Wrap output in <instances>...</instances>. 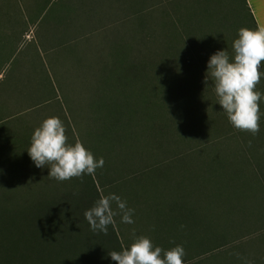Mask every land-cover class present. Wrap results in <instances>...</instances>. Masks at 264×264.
<instances>
[{
	"label": "trees",
	"instance_id": "1",
	"mask_svg": "<svg viewBox=\"0 0 264 264\" xmlns=\"http://www.w3.org/2000/svg\"><path fill=\"white\" fill-rule=\"evenodd\" d=\"M213 1L39 0V20L33 22L41 27L33 59L39 63V69L35 68L39 100L13 112L5 97L15 107L22 97L30 102L18 88L20 83L14 82L23 52L15 36L0 45V72L7 67L0 79V264H115L108 253L120 252L134 242L125 235L131 231L130 224L117 215L104 235L93 232L84 216L101 195L109 194L121 196L134 210L132 219L142 224L144 237L152 235L157 242L162 237L160 247L165 251L182 246L184 264H219L210 259L229 250L243 260L241 264H264V182L259 178L264 174L257 173L260 166L249 164L242 145V140L246 147L259 145L260 133L233 135L234 128L217 104L211 78L204 83L210 57L227 50L231 58L239 29L246 28L247 21L254 30L258 28L246 0H242L246 13L237 0L240 27L233 19L231 32H226L228 19L220 29L218 24L213 26L218 15H212ZM138 30L141 38L135 39L133 33ZM138 40L145 46L153 43L165 67L162 77L170 87L172 111L178 116L167 118L156 112L150 106L156 102L145 97L148 92L133 88L134 114L103 121V110L110 112L103 93L117 71L110 69L118 57L122 62L127 59L132 68L130 56ZM121 48L126 51L119 54ZM33 75L27 73L26 83H31ZM75 102L78 112L73 109ZM37 109L39 114L33 113ZM88 116L97 128L106 126L103 132L119 126L121 136L129 138V148L131 138L143 137L150 125H163L167 119L183 123L186 145L182 138H173L169 153L152 160H143L146 155L139 153L126 159L133 165L114 175L103 166L94 176L64 182L47 178L49 169L37 168L27 153L35 129L47 118L63 121L70 144L79 141L97 160L104 159L103 132L97 131L99 148L82 128ZM122 151H126L124 143ZM197 152L198 160L183 166L190 183L176 191L153 193L146 201L149 211H139L140 202L129 201L132 181L137 183L161 164H173ZM118 187L130 191L116 192ZM112 207L115 210V203Z\"/></svg>",
	"mask_w": 264,
	"mask_h": 264
},
{
	"label": "rangeland",
	"instance_id": "2",
	"mask_svg": "<svg viewBox=\"0 0 264 264\" xmlns=\"http://www.w3.org/2000/svg\"><path fill=\"white\" fill-rule=\"evenodd\" d=\"M239 4L241 5L240 7L242 11H245L242 0H239ZM236 7L238 8L237 0L213 1L211 6L213 17L216 12H218V21L215 18L213 21V26L218 24V28L220 29L222 28L223 23L224 26L229 24L226 32H231L232 24H230V22L232 23L234 21L236 22V27H240L242 20L236 16ZM39 12V0H0V45H3L4 43L7 44L14 36L16 37L18 42L17 48L22 49L23 55L21 56L20 62L16 65V69L14 70L16 74L14 82L20 83L18 84V88L22 89V92L24 93L23 96L26 95L27 100H30V102H28L26 99H24V97H22V102L18 103L20 105L22 103V107L20 105L15 107L14 103V105H12L10 98L5 97L4 100H9V103L6 106L11 112L16 111L17 109L20 110L29 108L27 106H31L33 102L39 100V71L37 70L39 69V63L38 60H33L35 49H37L36 46H39V31L41 29L39 24H33V22L35 20H39ZM226 19H228V22L225 24ZM247 23L248 25H246V28L254 30L252 23L250 21H247ZM138 32L139 34H137ZM133 35L135 39L141 38V33L139 30L134 31ZM235 39H237L236 35L234 40ZM141 43L142 41L138 40L132 48L133 56H130V60H133L132 68L127 66L125 62L127 59L122 62L120 60L121 58L119 59L118 57L116 60L117 64L112 66L110 69H117V76L114 75V77H110V84L106 87V92H104L105 94L103 93L104 98L106 99L104 103H107L110 107L109 113L108 110H103V121H105V119L115 120L119 116L125 117V115L131 116L134 114L132 109L137 102L136 98H132L130 96V94H133L131 92V89L133 88L135 91L141 89V91L146 90L148 92V95L146 93L145 97L147 96V99H151L149 102H156L150 104L151 108L153 107L156 112H162L167 118H176L178 116L176 111H172L169 90L170 87L167 81H165L162 77V72L164 71L165 67L159 62V55L157 54L153 43L151 42L147 46H145V44L142 45ZM125 51V48H121L119 50V54H122ZM231 54H233V50H231ZM36 67L37 69H35ZM6 68L7 67L4 68V71ZM4 71L0 72V79L3 78ZM27 73L35 74V76L33 75V78L30 80V84L26 83L28 81V77L26 76ZM25 85L27 87H25ZM25 88L29 89L26 90ZM256 90L264 94V77L261 78ZM1 96H3V94L0 95V97ZM73 106V109L76 108L77 110V102H75V105ZM4 113H6V111ZM33 113L39 114V109L35 110ZM260 113V137L257 141L259 145L255 144L254 148L248 146L246 147L245 142L242 140L243 151L249 160V164H253V167L256 169L258 166L261 167V170H259V168L257 169V173L259 175L262 172V174H264V98H262L260 101ZM78 118L79 117H76V119ZM85 121L86 123L84 126H82L83 130H85L88 135H91L92 140L99 146V143L96 139L97 131L100 132L101 130L103 132V130L106 129V126L102 125L100 128H97L93 125L94 122L90 116H88ZM163 122H165L163 125L160 124V122L154 124L153 126L150 125L149 131L144 132L143 137L131 138L133 141L132 148L127 147L129 138H124L121 136V130L119 126H114L110 132L104 131L103 147L100 148L99 146V148L100 152H102L101 154L104 155V167L109 171L110 175H114L118 169L125 171L127 168L133 165H130L126 159L133 156H139V153L146 155L143 160L156 159L161 155V153H169L171 140L173 138H182L183 144L186 145V128L184 124H180L176 121H170L168 119L167 121L164 120ZM238 132L239 131L234 129L233 135H238ZM108 138L110 139V144L112 142V145H106ZM141 139L143 140L139 142ZM123 143L126 146V151H122ZM110 146L114 149V152H110ZM117 153H120V157L118 156L119 158H115ZM143 160L141 158H137L136 161L143 163ZM196 160H198V152L193 156H183L182 159L176 160L173 164H161L159 168L145 173L139 177L137 183L136 181H132L133 187L131 189V195H129V201H139L140 203L137 207L139 211H149V209L152 210L150 208L151 206L149 207L146 201L149 200L150 197H153V193L156 192L158 194L161 192V189H172L173 191H176V189L182 188L185 184L190 183L185 179L186 172L184 171L183 173V166H186L185 164L190 165ZM168 173L171 176L167 175ZM259 178L263 180L262 182H264V176H260ZM120 191H124L126 193L130 191V188L118 187L116 192ZM120 198L122 201H125V199H123L121 196ZM153 211H156L155 208ZM262 225H264V223ZM130 227L131 231H126L125 235L130 237L133 241L137 237L144 236L143 234H146L145 229L142 227V224L139 221H134V223L130 224ZM147 238L151 240L154 247H160V244H162L160 242L162 237L158 238V242L152 235L147 236ZM210 261L218 262L219 264L243 263V260L236 257L231 250L222 256L211 258Z\"/></svg>",
	"mask_w": 264,
	"mask_h": 264
},
{
	"label": "clouds",
	"instance_id": "3",
	"mask_svg": "<svg viewBox=\"0 0 264 264\" xmlns=\"http://www.w3.org/2000/svg\"><path fill=\"white\" fill-rule=\"evenodd\" d=\"M232 50L231 58L227 50L210 57L204 83L207 85L211 78L217 104L231 126L255 137L260 132V101L264 98V94L256 90L264 77V71H261L264 68V28L239 29ZM27 153L37 168L49 169L47 178L59 182L84 175L94 176L105 163L102 157L97 160L81 142L70 144L67 129L58 117L45 119L35 129ZM133 214L134 210L127 207L126 201L109 194L101 195L84 216L93 232L107 235L108 226L115 224L117 215L121 216L122 223L132 224ZM108 255L115 264H184L185 250L177 245L165 251L154 247L149 238L140 236L129 247Z\"/></svg>",
	"mask_w": 264,
	"mask_h": 264
},
{
	"label": "crops",
	"instance_id": "4",
	"mask_svg": "<svg viewBox=\"0 0 264 264\" xmlns=\"http://www.w3.org/2000/svg\"><path fill=\"white\" fill-rule=\"evenodd\" d=\"M257 28H264V0H246Z\"/></svg>",
	"mask_w": 264,
	"mask_h": 264
}]
</instances>
